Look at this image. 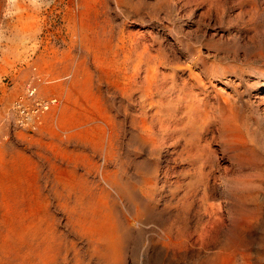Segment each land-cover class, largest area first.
I'll return each mask as SVG.
<instances>
[{"label": "rangeland", "instance_id": "374dc122", "mask_svg": "<svg viewBox=\"0 0 264 264\" xmlns=\"http://www.w3.org/2000/svg\"><path fill=\"white\" fill-rule=\"evenodd\" d=\"M28 84L57 104L19 127ZM18 190L37 264H264V0H0V245ZM89 192L118 262L74 223Z\"/></svg>", "mask_w": 264, "mask_h": 264}, {"label": "bare ground", "instance_id": "6f19581e", "mask_svg": "<svg viewBox=\"0 0 264 264\" xmlns=\"http://www.w3.org/2000/svg\"><path fill=\"white\" fill-rule=\"evenodd\" d=\"M56 104H57V100H56ZM117 151H119V150H117ZM82 156H84V155H82ZM71 175H73V174H71ZM95 176H96V174H95ZM93 187H95V185ZM109 188L112 191H116V193H117V191H128L127 188H125V185L122 183V181L117 176L110 183ZM87 191H89V190H87ZM3 193H5V192H3ZM23 194L24 193H22L20 190H18L16 195H15V198H13L14 200L11 202V205L9 204L11 211L9 210V215L7 216L6 222H7V224L10 223V225H9L7 231L5 233H3V239L4 238L5 239L2 240L3 242L0 245V250L2 249L0 251V256L3 258H6L7 261H28V262L32 261V262L27 263V264H37L36 261H50L49 257H47V256L45 257V256H43V254L38 253L36 248H33V245L29 242V240L31 241V236H32V242L39 239V237H37L39 234H38V232H33V233L29 232V230L31 231V227H32V230L34 227L32 224H28V222H26L27 221L26 220L27 215L24 213L25 210L23 211V204H25L24 203L25 199H24ZM110 194H112L111 191H108L106 198L110 197ZM9 195H11V194H9ZM90 195H91V193L90 194L84 193V198L82 200L83 204L80 206V208L78 206L74 208L75 210L73 211V214L76 216L74 218V223L77 226V228L79 229L78 232L81 233L82 235H84L94 246H96L95 250H98L102 254L101 256L104 257V261H109L110 263L111 262H118L122 259V254H121L122 253L121 252V248H122L121 243L122 242H121V240H123L124 232L121 230L120 226L116 222V218H115L113 212L111 214L110 209L112 208V206L109 204L110 202H107L108 201L107 199H106L107 201H105V194H103L104 198H100V199L98 198V200H93V198L89 197ZM12 197H13V195H12ZM50 197H51V195H50ZM3 198H6V197H3ZM8 200H11V199H8ZM77 201H79V200H77ZM1 202H2V199H1ZM28 203H29V201H28ZM2 205H4L3 202H2ZM30 208H31V206H30ZM1 210L2 209H0V211ZM0 214H1V212H0ZM66 217H67V215H66ZM1 222H3V221H1ZM33 222L37 223L36 219ZM27 228H28V230H27ZM1 232L2 231H0V233ZM49 236H51V235H49ZM65 244H66V242H65ZM60 245H61V243H60ZM65 249H67V248H65ZM55 255H56V252H55ZM55 255L53 252V256H55ZM58 255H60V254H58ZM229 262H231V261H229ZM224 263H225V261H224Z\"/></svg>", "mask_w": 264, "mask_h": 264}, {"label": "built area", "instance_id": "2783aa9c", "mask_svg": "<svg viewBox=\"0 0 264 264\" xmlns=\"http://www.w3.org/2000/svg\"><path fill=\"white\" fill-rule=\"evenodd\" d=\"M25 97L31 101V106L26 109L23 105V100L15 104L17 113V124L19 127L33 126L35 120H38L40 115L49 110L56 103V99L39 100L36 98V87L32 84L26 86Z\"/></svg>", "mask_w": 264, "mask_h": 264}]
</instances>
